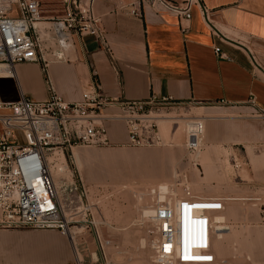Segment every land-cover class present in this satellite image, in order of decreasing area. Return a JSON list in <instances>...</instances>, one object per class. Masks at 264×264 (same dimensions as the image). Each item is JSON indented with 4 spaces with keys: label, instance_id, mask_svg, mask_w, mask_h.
Wrapping results in <instances>:
<instances>
[{
    "label": "built area",
    "instance_id": "obj_1",
    "mask_svg": "<svg viewBox=\"0 0 264 264\" xmlns=\"http://www.w3.org/2000/svg\"><path fill=\"white\" fill-rule=\"evenodd\" d=\"M94 2L62 0L63 15L49 19L44 16L41 0H0V66L9 70V76L15 65L24 63L39 64L46 73L52 62H69L75 37H90L110 53L102 18L92 9ZM197 4L198 0H137L131 14L140 17L141 8L150 6L159 13L170 12L190 21L192 7ZM202 9L210 22L209 11ZM38 23L47 24L39 27ZM50 91L51 97L45 101L25 96L16 103L0 101V231L57 230L68 238L75 235L72 229L83 230L86 214L92 212L89 192L84 184L77 187L64 179L58 187L49 155H56L57 163L75 148L112 147L116 144L109 136V126L116 123L125 127L127 146L173 147L161 133V121L186 106L203 105L157 95L141 101L107 99L93 71L80 102H65L51 85ZM248 104L264 118L255 98ZM186 123V149L197 153L205 123L199 118H189ZM166 198L153 202L148 227L153 251L150 264H217L213 252L217 230L212 217L224 211L227 200L197 197L189 190L182 198ZM93 240L100 251L110 245L97 232ZM91 259L97 264L98 258ZM73 264L85 263L77 257Z\"/></svg>",
    "mask_w": 264,
    "mask_h": 264
},
{
    "label": "crops",
    "instance_id": "obj_2",
    "mask_svg": "<svg viewBox=\"0 0 264 264\" xmlns=\"http://www.w3.org/2000/svg\"><path fill=\"white\" fill-rule=\"evenodd\" d=\"M136 1L94 2L92 9L102 18L110 53L90 37H75L69 62H52L46 73L39 64H17L12 76L0 77V101L16 103L22 96L45 101L51 97V85L65 102L77 103L82 101L93 71L107 99L141 101L151 95L171 96L181 103L219 106L237 115L240 123L251 112L260 113L248 104L255 98L264 113V0H198L190 21L150 6L142 7L141 16L136 17L131 14ZM202 7L209 11L210 22ZM40 24L45 27L47 23ZM198 111L201 115L205 109ZM109 136L119 145L128 142L122 123L110 125ZM242 140L251 139L243 136ZM200 163L208 175L207 157ZM250 178L249 199L231 198L230 202L264 201L258 197L264 195V186L259 185L264 176L255 174L253 180L250 173ZM252 208L250 203L249 245L260 253L256 263L264 264V204L255 217ZM226 217L220 215L218 221L226 225ZM32 257L42 264L62 261L56 254Z\"/></svg>",
    "mask_w": 264,
    "mask_h": 264
},
{
    "label": "rangeland",
    "instance_id": "obj_3",
    "mask_svg": "<svg viewBox=\"0 0 264 264\" xmlns=\"http://www.w3.org/2000/svg\"><path fill=\"white\" fill-rule=\"evenodd\" d=\"M41 3L44 16L63 15L62 0H41ZM218 107L190 105L168 115L205 120L206 129L197 153L186 149L187 135L182 122L175 135L172 130L165 134L161 131L173 147L137 148L117 143L112 147L83 146L66 154L65 159L61 156V163L51 161L55 171L63 168L60 164L68 166L67 175L53 176L58 185L66 179L77 187L84 184L92 212L86 214L83 230L72 229L76 232V241L57 230L0 231L1 264H42L32 257L36 253L59 255L62 261L54 264H73L76 249L85 264H92V257L94 261L98 258L97 264H150L153 251L148 235L149 220H144L143 212L150 209L152 198L159 197L158 192L153 195L151 190L145 189L154 184L169 185L178 199L185 196V186L201 197L249 199L250 173L253 180L255 174L264 176V118L251 112L238 123L237 115ZM199 108L205 109L201 115ZM208 116L213 120L210 121ZM243 136L251 140L243 141ZM205 156L210 169L208 175L200 163ZM261 184L264 186V182ZM140 194L144 195L139 197ZM258 197L264 198V195ZM145 200L149 208L142 209L141 203ZM250 203L255 217L264 201L227 202L225 212L220 214L222 217L227 215L228 219L225 218L226 235L220 238L217 233L218 238L215 237L213 242L217 264H258L256 257L260 253L257 251L256 254V247L249 245ZM96 232L104 242L110 243L104 251L98 250L94 243Z\"/></svg>",
    "mask_w": 264,
    "mask_h": 264
},
{
    "label": "bare ground",
    "instance_id": "obj_4",
    "mask_svg": "<svg viewBox=\"0 0 264 264\" xmlns=\"http://www.w3.org/2000/svg\"><path fill=\"white\" fill-rule=\"evenodd\" d=\"M37 26H39V27H42V24H37ZM6 67L5 66H0V77H4V76H9V74H10V72H9V70H6L5 69ZM186 117H183V119L182 118H177V117H167V119H164V120H162L161 121V123H162V125H161V131H165V132H163L164 134L165 133H170V131L172 130L173 131V133H174V135L176 134V131L178 132L179 130H180V126H179V123H184V128H185V131H187V123H186ZM199 119H201V118H199ZM203 121H204V123H205V120L204 119H202ZM180 121V122H179ZM169 122H171V125L170 124H168ZM173 124H175L176 125V127H174L173 128ZM163 129V130H162ZM77 154V153H76ZM122 157V156H121ZM123 157H125V156H123ZM57 159V156L55 155H49V160H50V162L51 161H54V160H56ZM60 160H62V157H60L59 158V163H61V161ZM81 160V159H80ZM112 160V159H111ZM116 160V159H115ZM57 161V160H56ZM58 163V162H57ZM115 163V162H114ZM53 165V164H52ZM57 165V164H56ZM55 165V166H56ZM61 165V167H63V168H57V171H55V168H53V167H51V173H52V176H60V175H67L68 173V168H67V165L66 166H63L62 164H60ZM119 165V164H118ZM59 167V166H58ZM120 167V166H119ZM131 168V167H130ZM140 169V168H139ZM145 169V168H144ZM120 171V170H119ZM125 171V170H124ZM130 171V170H129ZM132 171H134V170H132ZM138 171V170H137ZM55 172H56V174H55ZM66 172V173H65ZM148 172V171H147ZM125 175V174H124ZM134 176V175H133ZM139 176V175H138ZM155 176V175H154ZM150 177V176H149ZM54 178V177H53ZM140 178V177H139ZM147 178V177H146ZM131 179V178H130ZM143 179V178H142ZM67 180V179H66ZM135 181V180H134ZM54 182H55V184L56 185H58L57 184V181H55V179H54ZM67 182L68 183H72V181H68L67 180ZM129 182V181H128ZM149 183V182H148ZM61 184H59L58 185V187L60 186ZM145 189H147V190H151V192H152V194L154 195V194H156V192H158V196L159 197H154V198H152V200H151V205H150V209H146V210H144V216L145 217H143L144 218V220H149L150 221V217L153 215V212H154V209H153V202L156 200V199H159V200H165V199H169V198H166V195H170L171 197H173V198H175V199H178L177 197H176V195H174V191L171 189V187L169 186V185H167V184H154V185H152V186H150V187H147V188H145ZM186 191H188V190H186ZM186 191H185V193H186ZM190 192V191H189ZM192 194V193H191ZM144 194H140L139 195V197H142ZM192 195H194V194H192ZM194 196H197V197H201V196H198V195H194ZM213 198H225V197H213ZM227 201H226V204H227V202H230V199L231 198H228V197H226L225 198ZM231 200H233V199H231ZM235 200H239V199H235ZM142 204V209L144 208V207H148V205L149 204H147V200H145L144 201V203H141ZM225 204V205H226ZM149 208V207H148ZM226 208V207H225ZM225 210V209H224ZM224 212V211H223ZM222 213V212H221ZM221 213H218V214H216V215H214L212 218H213V221H214V224H215V226L214 227H216V230H217V232L215 233V235H218L217 233H219V237L220 238H223V236L225 235V233H226V230H225V224H224V221L221 223V222H219L218 221V217L220 216V214ZM191 230H193V228L191 227L190 228V231ZM72 237V238H71ZM71 237H69L71 240H73V241H76V240H74V239H76V237L74 236V233H72V236ZM215 237L216 238H218V236H214V240H215ZM145 241V240H144ZM150 248H152V246H150ZM78 253V251H77V249H76V254ZM75 254V255H76ZM78 255L79 254H77V256H76V258L78 257ZM82 257L83 256H79V259H82ZM94 259V258H93ZM150 262H151V260H150Z\"/></svg>",
    "mask_w": 264,
    "mask_h": 264
}]
</instances>
